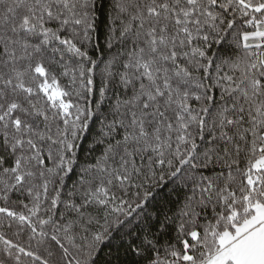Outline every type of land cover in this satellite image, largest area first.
I'll return each mask as SVG.
<instances>
[{
    "label": "snow or ice",
    "instance_id": "6c2138e0",
    "mask_svg": "<svg viewBox=\"0 0 264 264\" xmlns=\"http://www.w3.org/2000/svg\"><path fill=\"white\" fill-rule=\"evenodd\" d=\"M112 8L95 109L119 92L65 193L98 116V0H0V264H264V0ZM168 180L178 207L150 210Z\"/></svg>",
    "mask_w": 264,
    "mask_h": 264
},
{
    "label": "trees",
    "instance_id": "16d2710c",
    "mask_svg": "<svg viewBox=\"0 0 264 264\" xmlns=\"http://www.w3.org/2000/svg\"><path fill=\"white\" fill-rule=\"evenodd\" d=\"M114 0H98L99 11L97 12L96 20V31L93 35V45H99L98 47L90 48V54L93 55V58L98 61L97 67L95 69V85L94 92L90 99L93 101V106L95 109V103L99 98V90L101 87L103 73L108 60L112 59L113 56H116L120 51L119 47H113L109 49L106 44V37L109 34V27L112 23L113 8L112 5ZM213 51L219 52L220 56H237L241 55L242 52L240 49H236L231 44L225 45L221 44L215 46ZM224 72H228L227 67L223 68ZM118 93L119 90L113 89L107 94V99L104 103L100 105L98 109H95L98 112L97 117H93L90 125L89 132L84 134V139L79 142L80 147L77 152L78 161L74 166L73 172L69 174L68 178L65 181L64 192H70L74 185L78 186V182L81 179L82 167L84 164L93 163L96 158L101 154L104 145L97 144L94 150H90L93 144V141L100 135V131L105 122V118H110L112 111V106L115 104V99L113 93ZM73 102H76L75 96L73 97ZM211 174V173H208ZM175 189V190H174ZM153 191L157 194L153 206L150 207V210H153L154 207H160L161 205L167 203L173 211L176 210L180 201L182 200V193L184 189H181L178 185L174 184L173 181L168 180V182L163 187H155ZM135 189L130 190L129 195H133ZM201 212L200 223H204V216L207 215L211 218V209L198 210ZM10 235V233H9ZM168 239L169 241L176 243V246L179 247V243L176 241V231L175 226H171L167 233L166 237L162 239ZM108 253V249H104L103 255ZM103 258V257H102Z\"/></svg>",
    "mask_w": 264,
    "mask_h": 264
}]
</instances>
